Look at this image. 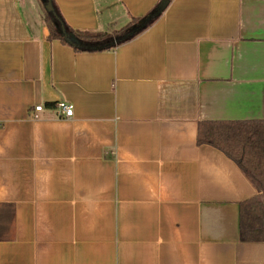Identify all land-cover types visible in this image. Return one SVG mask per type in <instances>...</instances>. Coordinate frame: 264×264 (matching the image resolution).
<instances>
[{
	"label": "crops",
	"instance_id": "1",
	"mask_svg": "<svg viewBox=\"0 0 264 264\" xmlns=\"http://www.w3.org/2000/svg\"><path fill=\"white\" fill-rule=\"evenodd\" d=\"M39 1L0 0V264H264V226L242 225L264 198L196 138L264 122V0H170L93 51L49 38ZM52 1L107 31L160 0Z\"/></svg>",
	"mask_w": 264,
	"mask_h": 264
},
{
	"label": "trees",
	"instance_id": "2",
	"mask_svg": "<svg viewBox=\"0 0 264 264\" xmlns=\"http://www.w3.org/2000/svg\"><path fill=\"white\" fill-rule=\"evenodd\" d=\"M41 1V0H40ZM51 10L44 7V18L49 38H58L77 51H93L113 48L131 40L144 31L159 17L155 15L144 26L139 22L145 16L132 17L123 27L107 31H80L72 29L63 20L52 0ZM197 144H207L235 162V164L257 186L264 198V122L261 121H202L197 128ZM262 200L254 196L243 202V226H259L263 231ZM258 218V219H257Z\"/></svg>",
	"mask_w": 264,
	"mask_h": 264
},
{
	"label": "water",
	"instance_id": "3",
	"mask_svg": "<svg viewBox=\"0 0 264 264\" xmlns=\"http://www.w3.org/2000/svg\"><path fill=\"white\" fill-rule=\"evenodd\" d=\"M42 3H44V6L47 10H51V3L49 0H41ZM170 0H160L154 10V12L149 13L147 16H145L140 22V26H144L146 23H148L155 15L161 14L164 9L167 7Z\"/></svg>",
	"mask_w": 264,
	"mask_h": 264
},
{
	"label": "built area",
	"instance_id": "4",
	"mask_svg": "<svg viewBox=\"0 0 264 264\" xmlns=\"http://www.w3.org/2000/svg\"><path fill=\"white\" fill-rule=\"evenodd\" d=\"M36 111H40L43 109L42 105H36L34 107ZM56 109L58 113L65 118H70L73 115V104L64 100H59L56 102Z\"/></svg>",
	"mask_w": 264,
	"mask_h": 264
},
{
	"label": "rangeland",
	"instance_id": "5",
	"mask_svg": "<svg viewBox=\"0 0 264 264\" xmlns=\"http://www.w3.org/2000/svg\"><path fill=\"white\" fill-rule=\"evenodd\" d=\"M40 2V1H39Z\"/></svg>",
	"mask_w": 264,
	"mask_h": 264
}]
</instances>
